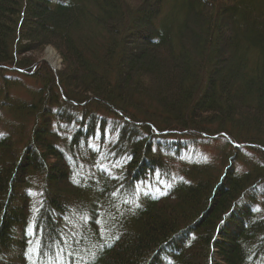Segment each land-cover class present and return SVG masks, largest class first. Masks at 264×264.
Masks as SVG:
<instances>
[{
  "label": "trees",
  "instance_id": "trees-1",
  "mask_svg": "<svg viewBox=\"0 0 264 264\" xmlns=\"http://www.w3.org/2000/svg\"><path fill=\"white\" fill-rule=\"evenodd\" d=\"M61 248L264 264V0H0V264Z\"/></svg>",
  "mask_w": 264,
  "mask_h": 264
},
{
  "label": "rangeland",
  "instance_id": "rangeland-1",
  "mask_svg": "<svg viewBox=\"0 0 264 264\" xmlns=\"http://www.w3.org/2000/svg\"><path fill=\"white\" fill-rule=\"evenodd\" d=\"M134 45H135V43H134ZM39 62L46 63L50 67H52L53 69H56V70L59 69L62 65L61 64V58H60L59 54L51 46H46L42 49L41 53L39 54ZM217 139H218L217 141L214 140V141L208 142V143L212 144L213 142L216 141L214 143V146L218 145V144H220L222 139L221 138H217ZM209 146H211V148ZM209 146H204L205 148L201 149L199 154L201 157H204V158L211 160L215 151L213 150L212 145H209Z\"/></svg>",
  "mask_w": 264,
  "mask_h": 264
},
{
  "label": "snow or ice",
  "instance_id": "snow-or-ice-1",
  "mask_svg": "<svg viewBox=\"0 0 264 264\" xmlns=\"http://www.w3.org/2000/svg\"><path fill=\"white\" fill-rule=\"evenodd\" d=\"M137 207H139V205H137ZM61 239H63V238H61ZM117 239H118V237H117ZM64 242L66 243V241H64ZM58 252H59V256L57 257L55 264H63V260L61 258L64 254L63 248L59 249ZM94 260H95V255L93 256V262H94ZM50 264H51V262H50Z\"/></svg>",
  "mask_w": 264,
  "mask_h": 264
}]
</instances>
